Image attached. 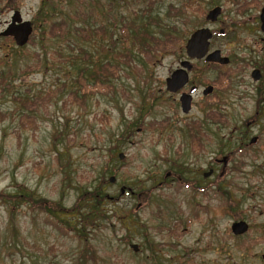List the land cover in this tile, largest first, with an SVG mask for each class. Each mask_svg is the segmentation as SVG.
Here are the masks:
<instances>
[{"label": "rangeland", "instance_id": "rangeland-1", "mask_svg": "<svg viewBox=\"0 0 264 264\" xmlns=\"http://www.w3.org/2000/svg\"><path fill=\"white\" fill-rule=\"evenodd\" d=\"M177 1L0 0V71L20 94H53L36 111L35 129L23 126L20 102L9 90L0 94V110L6 113L0 115V194L32 192L55 206H78L64 214L24 198H0V264H264V80L254 82L247 69L222 93L224 106L216 115L225 117L226 124L220 129L210 124V151L189 148V122L205 115L201 98L184 114L175 95L160 91L184 58L189 36L207 25L205 15L212 7L226 9L223 21L213 27L225 28L227 34L214 38V44L235 60L264 64V34L257 23L239 27L231 22L239 19L236 6L244 0H199L198 11L175 13L178 17L168 12ZM258 3L262 6L264 0ZM147 10L161 25L179 28L173 32L172 50L152 56L129 52L131 41L113 46L125 24L149 23L148 15L143 19ZM17 11L34 28L24 46L1 35ZM60 21L68 23L69 31L89 30L88 36L51 34L52 24ZM149 30L161 33L156 26ZM90 58L121 66V76L113 82L118 89L72 101L68 95L75 89L74 78ZM211 70L213 79L219 68ZM252 119L257 124L248 128ZM240 127L248 128L249 139L258 133L263 139L237 153L230 150L241 146L240 133L234 132ZM226 156L231 157L227 173L219 178L224 161L215 159ZM211 167L215 174L205 178ZM104 168L102 220L87 216L90 198L78 202L102 181ZM168 172L171 178H165ZM218 179L235 191L234 207L216 195L212 182ZM197 183L208 189L200 193ZM241 220L249 230L235 235L232 224Z\"/></svg>", "mask_w": 264, "mask_h": 264}, {"label": "trees", "instance_id": "trees-1", "mask_svg": "<svg viewBox=\"0 0 264 264\" xmlns=\"http://www.w3.org/2000/svg\"><path fill=\"white\" fill-rule=\"evenodd\" d=\"M153 4V3H152ZM201 2L199 0H178L177 3L170 4L168 7L169 14H174L178 17V15H185L191 8L196 9L197 11L201 8L200 7ZM186 11V13H185ZM178 15H176V14ZM143 19H146L145 17H149V23H143L140 25L133 26L124 25V27L121 30V33L117 35V38L113 41V46L118 45V40L130 42L131 41V47L132 49L128 50L134 51L136 50L138 53L141 54H148L152 55L153 52L157 53L159 51H171L173 48V32L180 31L179 28L175 25H161L160 20L157 17L152 18L148 12H144ZM186 16V15H185ZM147 17V18H148ZM79 15H76L74 19H78ZM186 18H184L185 20ZM189 23L188 21L185 23ZM154 24V25H153ZM156 26V29L160 28L161 33H153L151 30H149V27ZM148 27V28H147ZM175 29V30H174ZM51 34H55V36H64L69 31V26L66 21H60L58 23L52 24L51 27ZM171 31V32H169ZM70 33L74 32L77 34L86 32L87 36L89 33V30L84 29L82 27L78 28H70ZM158 36H157V35ZM125 36V37H124ZM103 49H108L105 45L101 46ZM72 49L74 50L73 46ZM153 56V55H152ZM2 61V58H0V62ZM4 62V60H3ZM127 64L133 66V63L131 60L127 61ZM133 67H136L133 66ZM122 71L121 66L119 64H113L110 62H105V60H102V58H99L98 60H94L92 58L89 59V63L81 67L78 70V77L74 78L76 86L75 89L69 92L70 99L72 101L75 100H81L85 101V99L95 92L101 93V94H114L118 87L113 83L115 80H118V78L121 76L120 72ZM3 72L0 71V94L7 92L9 90V93L13 95V98L20 102V108L18 110L19 113V119L24 127H30L35 129L37 127L36 122V116L35 113L38 111L40 104H47L51 100L53 94L51 92H48L46 95H25L23 92L22 94L15 91V89L12 88V84L8 81V78H6ZM8 75V74H7ZM53 93V91H52ZM125 93V92H123ZM21 109V110H20ZM16 110V111H17ZM6 113L0 110V115H5ZM238 153V151H237ZM231 158V157H230ZM228 168V167H227ZM106 174V168L102 171V178L98 185H94V187L91 190H85L81 197L79 198V203L86 198H90V213L87 215L91 218H99L104 219L105 215L102 214L103 210L101 209V205L106 200V195L104 193L103 189V183L105 181L104 175ZM226 187V188H225ZM222 186V184L217 185V193L216 195L221 196L224 198V201H227L228 206L234 207L236 204L235 201V191L231 189V187L228 186ZM155 188V187H154ZM152 188V189H154ZM0 198L9 199L12 201H17L19 199H26L28 203L31 204V202L37 203L41 209L46 211H58L64 214L73 213L78 206H75L71 209H65L60 202L53 203L49 200H47L44 197H35L34 193L32 192H23L19 194H11V193H1ZM24 200V201H26ZM56 209V207H58ZM60 209V210H59ZM135 251V250H134Z\"/></svg>", "mask_w": 264, "mask_h": 264}, {"label": "flooded vegetation", "instance_id": "flooded-vegetation-1", "mask_svg": "<svg viewBox=\"0 0 264 264\" xmlns=\"http://www.w3.org/2000/svg\"><path fill=\"white\" fill-rule=\"evenodd\" d=\"M260 1V0H259ZM219 6V5H218ZM217 6L212 7L206 12L205 15V24L206 26H202L200 28H208L212 36L209 38V44L208 49L204 57L202 58H191L187 51L185 46V53L184 58L179 62V65L172 69L170 71V74L165 79V89H160V91L165 90L171 95H175L174 100H177V102L180 105L181 111L184 114H189L195 107L196 99L197 97L201 98L202 102L204 103L205 108V115L202 117H195L192 121V124L189 125V148L191 151H210V146L212 140L211 131H210V124H215L217 129L223 128L224 124H226L225 117H222L221 115H216L220 112L221 106H224L223 99H222V93L225 91H228L234 87L235 78L239 75L244 74L247 69L250 71V76L254 82H263L264 80V64L261 65L254 62H248L243 57H240V59H234V57L231 55V52H228L226 49L222 48L221 46H216L214 44V38L217 36L224 37L227 34V31L225 28H220L219 30L216 29V27H213L214 25L219 24V22H222L225 14L226 9L220 5L221 11L218 14V16L215 19H207V16L213 8ZM259 11L257 14L251 13L254 11V9H258ZM236 14L239 16V19H233L231 22L239 27L245 26V25H254L257 23V27L260 28V31L264 34V5H260L258 3V0H244L236 6ZM223 18V19H222ZM191 35L189 36V38ZM188 38V40H189ZM187 40V41H188ZM261 40H264V37L261 38ZM256 40H254L255 42ZM258 46H261L259 42H256ZM218 52L220 58L227 59L225 61L218 60V59H209V57L215 53ZM189 61L191 68L184 67L183 62ZM235 61L237 63H235ZM198 64H202L204 68L200 69L198 68ZM185 68L188 73V81L185 85H183L181 88L177 90H170L167 87V81L168 78L172 77V74L179 70L180 68ZM219 68L216 77L213 79L210 78L209 73L212 71V68ZM197 75V78L195 77ZM202 75V77H200ZM263 87V86H262ZM262 93V91H260ZM189 96V107L188 110L184 111V104L183 100L186 98V96ZM261 100L264 102V95H260ZM211 108L213 110H211ZM211 110V111H210ZM256 116H261L260 112L257 111ZM251 123L254 124V126L257 124L256 119H252L251 121L247 122V127L249 128ZM241 128V129H240ZM235 128L234 132L240 133V145L236 149H232L230 151H244L247 150L250 146L258 144L263 139V134L258 133L251 137L250 139L248 132V128L243 130L244 128ZM249 140H248V139ZM168 149L165 148V151ZM177 151H182L181 147H178ZM184 151V150H183ZM220 151V148H219ZM228 162H230V156H226ZM221 160L216 158L215 162L217 164L222 163ZM224 161V160H223ZM227 164H222V171L219 176V178H222L227 173ZM216 170L214 167H211L209 171L204 172V177L208 178L215 174ZM172 172H168L165 175V178H171ZM180 178V177H179ZM182 183V181H180ZM223 180L218 179L215 182H212L213 187L217 188L218 184H222ZM200 184V183H199ZM160 186H164V182H160ZM189 187H192V185L189 184ZM198 188V189H197ZM196 190H198L200 193L205 192L208 187L203 185H196Z\"/></svg>", "mask_w": 264, "mask_h": 264}, {"label": "water", "instance_id": "water-1", "mask_svg": "<svg viewBox=\"0 0 264 264\" xmlns=\"http://www.w3.org/2000/svg\"><path fill=\"white\" fill-rule=\"evenodd\" d=\"M221 11V7L217 6L210 10L207 19H215L218 14ZM33 26L30 21H23L21 19V14L20 12H15L12 22L9 24L8 28L1 32V35L4 36H11L14 38L15 43L18 46H24L27 44L30 40V37L33 33ZM212 36L211 31L208 28H199L195 30L192 34L189 40L186 43V51L188 55L191 58H202L205 56L207 49H208V44H209V38ZM209 59H218L225 61L227 59L220 58L219 53L215 52L213 53ZM184 67L191 68L190 62L189 61H184L183 62ZM180 68L179 70H176L171 78H168L167 81V87L170 90H177L181 88L183 85L186 84L188 81V73L185 68ZM184 104V111L186 112L189 107V96L187 95L186 98L183 100ZM120 157L123 158L124 154L121 153ZM225 164H227L228 160L227 157L223 158ZM111 182H115L116 178L112 176L110 178ZM122 193L125 192V189L122 188ZM249 224L248 222L241 220V221H236L232 224V232L235 235H240V234H245L249 230ZM131 247L137 252L139 251V246L137 244H132Z\"/></svg>", "mask_w": 264, "mask_h": 264}]
</instances>
